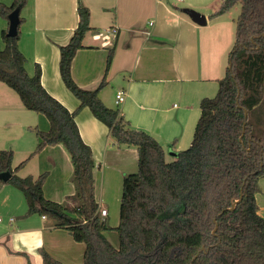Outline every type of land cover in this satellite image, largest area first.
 <instances>
[{
    "label": "trees",
    "instance_id": "1",
    "mask_svg": "<svg viewBox=\"0 0 264 264\" xmlns=\"http://www.w3.org/2000/svg\"><path fill=\"white\" fill-rule=\"evenodd\" d=\"M26 2H0V16L8 19ZM236 3L241 12L229 52L231 66L218 80L217 93L201 100L190 146L171 161L155 136L134 128L119 108L103 102L100 91L106 76L92 90L80 87L73 78V59L85 47V34L95 29L87 6L79 1V23L70 41L60 46L61 77L79 100L72 111L44 87L39 63L33 74L28 72V59L19 47L20 25L16 36L2 29L0 81L19 94L28 110L43 114L50 127H31L38 143L16 167L14 151L0 149V172L12 174L9 181L1 182L24 193L26 215H47L55 227L68 229L76 241L83 242L84 264H264V217L256 197L264 178V0H224L212 16ZM113 53L114 47L108 53L107 71ZM84 107L107 125L117 145L138 150V171L123 178L120 221L115 227L99 214L96 163L76 121ZM56 144H63L73 163L72 204L45 197L47 173L17 175L32 157ZM109 234L116 235L117 245ZM203 246L206 251H201ZM42 256L44 264H63L45 251Z\"/></svg>",
    "mask_w": 264,
    "mask_h": 264
},
{
    "label": "crops",
    "instance_id": "2",
    "mask_svg": "<svg viewBox=\"0 0 264 264\" xmlns=\"http://www.w3.org/2000/svg\"><path fill=\"white\" fill-rule=\"evenodd\" d=\"M7 1L13 2L0 0L10 5ZM79 1L90 9V25L95 29L85 34V47L79 49L73 59L72 75L76 83L92 90L106 76L107 83L100 91L103 102L119 108L134 128L155 136L163 145L166 157L174 158L169 149L178 152L190 146L201 115L200 102L218 90V80L226 74V58H216L214 34L187 13L175 12L176 5L168 0H27L20 12L23 22L19 47L26 57L40 64L42 83L47 91L71 111L78 107L79 100L61 77L60 46L70 41L79 23ZM183 1L185 8L201 11L217 0ZM0 17L2 29H8L9 20ZM206 18L208 23L209 18ZM112 47L114 53L107 71ZM120 90L125 92L126 98L117 104L116 95ZM9 103L0 105L5 112L0 115V144L11 138L20 141L16 148L12 147L14 153L21 148L20 151L29 156L38 140L32 128L48 130L49 120L29 114L27 111L31 110L15 98ZM76 121L83 140L93 151L95 197L100 211L106 209L105 201L110 198L106 191L123 181L124 175L138 171V150L117 145L107 125L97 119L89 107L77 114ZM35 156L39 157V175L47 173L43 185L45 197L72 204L69 196L75 193L71 178L73 163L63 144L49 145ZM262 180L264 178L259 182L261 189L256 195L260 214L264 210L259 201L260 196L264 198ZM7 204L12 203L7 201ZM27 209L26 202L19 223L0 234V240L8 234L15 235L11 242L13 251L27 256L38 250L42 264L43 251L63 264H84L83 242L76 241L68 229L55 227L47 215H26ZM108 214L102 217L105 219ZM16 220V217L8 219L11 225ZM111 236L109 234V238ZM1 242L0 264H14L13 254Z\"/></svg>",
    "mask_w": 264,
    "mask_h": 264
},
{
    "label": "rangeland",
    "instance_id": "3",
    "mask_svg": "<svg viewBox=\"0 0 264 264\" xmlns=\"http://www.w3.org/2000/svg\"><path fill=\"white\" fill-rule=\"evenodd\" d=\"M168 1H170V3H172L173 5H176V8L174 7L175 12L186 14V12L184 11L185 9L184 1H178V0H168ZM223 1L224 0H217L213 6H210V7L207 6L203 10L200 8L201 11L200 10H196V11L200 12L203 15H206L209 18L208 23L204 24L203 27L208 32H212L214 34V38H215L214 44L217 45V49H218L216 51V58H226L227 65H229L228 53L229 51H231L234 45L233 42L235 40L236 20L241 12V5L239 3H236L223 14L217 17H212V14L220 8ZM7 2L10 4L9 1ZM191 9H194V8H191ZM1 20L2 19H0V21ZM1 33H2V26L0 25V49H3L5 44L3 42ZM27 59H28V62L26 64V68H28L27 70L30 74H33L35 63L32 60L33 58L28 57ZM217 89H218V85H217ZM217 91L218 90H214V92L210 94L211 96H208V97H213L217 93ZM14 98L17 99V101L22 102L19 94L14 89L9 87L6 83L0 81V105H6L7 103L14 101ZM22 105H23V102H22ZM27 112H30L29 114H34V116L36 115L40 116L41 118H44L46 120V117H44V115L42 116L40 113H35L34 111H27ZM1 114H5V112L1 111L0 115ZM27 132L28 134L29 132L32 135L34 134L32 133V131H26V133ZM3 143L4 144H0V147H2L0 149L14 150V148L12 147L16 148L17 145L20 143V141H14L11 138L9 140H6ZM37 143H38V140H37ZM20 150L21 148L18 151H16V153H14L13 162H12L13 166H17L22 161L28 158V155L23 154V152H21ZM38 158H39L38 156H34L32 159H30L26 163V165L20 171L17 172V175H19L20 177H26L31 174L38 176L40 173L38 172ZM172 159L173 158H171L170 156L166 157L167 161H171ZM115 184L116 185H114L113 187H111L109 190L106 191V195L107 196L110 195V198H108V200L105 201V207L109 212L105 220L109 226H117L120 221V203H121V195H122V189H123V181L121 180L119 184H117V182ZM0 186L1 187L3 186L1 182H0ZM262 186L264 187V180H262ZM17 195L19 196V199L17 198ZM7 201L10 204L11 203L12 204L9 206L8 204L5 205ZM259 201L263 208L264 198L260 196ZM26 202L27 200H26L24 193L20 189H17V187H15L13 184L5 185L0 189V218L3 220V222L0 223V234H4L8 230H12L14 226H16V224L19 223L20 217L24 214L23 211L26 207ZM99 214L101 215L100 211H99ZM261 215L264 217V210L261 212ZM11 217L17 218L16 223H14L13 225H11V223H9L8 221V219ZM34 218H37V216H34ZM110 235H112L110 237V240L115 245H117L118 240H117L116 235L115 234L114 235L110 234ZM14 237L15 235L8 234L5 238H2L0 240L2 241L1 243H3V245L8 249V252L13 254L12 257H13L14 264H23L24 261H25V264H42L41 253L38 250L36 252L29 253L30 255H27L28 257L25 254H23V252L16 253L15 251H13L11 242L14 239ZM19 259L21 260V263Z\"/></svg>",
    "mask_w": 264,
    "mask_h": 264
},
{
    "label": "water",
    "instance_id": "4",
    "mask_svg": "<svg viewBox=\"0 0 264 264\" xmlns=\"http://www.w3.org/2000/svg\"><path fill=\"white\" fill-rule=\"evenodd\" d=\"M184 11L195 21L196 23L200 25H204L207 23V18L205 15L201 14L200 12L191 9V8H185ZM20 12H21V6L16 7L9 15H8V20H9V28L7 35L8 36H16L18 34V29L20 25ZM231 66V63L229 64ZM169 153L173 156H177L178 152H174L171 149H169ZM11 172L10 171H4L0 172V180L7 182L11 179ZM235 203L230 209L234 208ZM201 251H206L205 246L201 248ZM198 255L195 256L194 259H196Z\"/></svg>",
    "mask_w": 264,
    "mask_h": 264
},
{
    "label": "built area",
    "instance_id": "5",
    "mask_svg": "<svg viewBox=\"0 0 264 264\" xmlns=\"http://www.w3.org/2000/svg\"><path fill=\"white\" fill-rule=\"evenodd\" d=\"M179 1H183V0H179ZM114 32H116V29H114ZM147 33L149 34V32H147ZM125 98H126L125 92L123 90L118 91V93L116 95V103L120 104V103L124 102ZM100 212H101L102 216H106L108 214V210L105 208L101 209ZM0 220H1V218H0Z\"/></svg>",
    "mask_w": 264,
    "mask_h": 264
}]
</instances>
